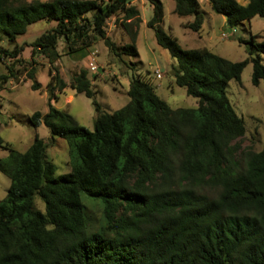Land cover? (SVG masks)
<instances>
[{"label":"trees","instance_id":"1","mask_svg":"<svg viewBox=\"0 0 264 264\" xmlns=\"http://www.w3.org/2000/svg\"><path fill=\"white\" fill-rule=\"evenodd\" d=\"M153 16L147 26L158 44L177 60L175 83L198 99L196 108H173L156 90L152 78L133 76L129 102L113 112L102 110L89 69L79 66L70 82L55 63L103 40L110 54L139 56L141 12L133 0H0V60L23 63L19 35L40 21H55L30 45L27 78L36 80L37 55L48 60L49 111L29 116L44 123L51 138L68 140L71 169L56 175L48 160V144L35 133L23 152L0 138V171L10 184L0 199V264H264V146L238 156L246 123L227 94L231 80L241 81L253 63V83L264 81V42L251 36V56L231 61L207 47L186 49L166 31L164 5L148 0ZM174 12L193 16L187 28L201 32L205 15L198 0H174ZM209 0L231 27L264 18V0ZM122 16L130 41L119 45L108 22ZM258 55L253 56V51ZM8 64L7 80L21 72ZM135 64V63H134ZM70 87L93 99L94 130L56 106ZM212 190V192H209ZM83 194L102 205L95 218ZM39 196L45 211L36 205Z\"/></svg>","mask_w":264,"mask_h":264},{"label":"rangeland","instance_id":"2","mask_svg":"<svg viewBox=\"0 0 264 264\" xmlns=\"http://www.w3.org/2000/svg\"><path fill=\"white\" fill-rule=\"evenodd\" d=\"M161 1L164 5L162 26L178 38L183 48L207 47L231 61H240L251 56L252 35L256 36V42H264L263 17L255 16L250 22L246 21L243 25L231 27L226 16L212 9L209 0H198L205 15L203 28L198 33L185 26L186 22L194 20L193 16L180 17L174 12V0ZM238 1L244 5L248 2ZM132 3L138 7L142 17L137 37L139 56L124 55L122 62L119 57L110 54L103 40H99L89 48L66 54L64 42L60 40L59 50L62 55L55 65L68 82L78 71L79 66L87 67L93 89L97 91L96 99L105 112H113L126 105L130 100L127 90L132 77L148 72L158 94L171 107L196 108L198 99L188 95L184 87L175 83L172 70L177 65V60L167 49L158 44L155 31L147 26V22L153 16L152 4L148 0H133ZM55 25V21H40L30 25L26 34L18 36L17 43L25 46L21 55L26 59L23 63L16 64L10 58L0 60V138L3 143H9L15 150L23 152L33 142L35 133H38L39 137L48 144V160L55 165L56 175H61L71 169L72 157L68 140L59 136L51 138V132L44 123L35 128L29 121V116L35 111L40 110L43 113L49 111L46 85L50 80L51 64L46 58L36 56L38 61L36 80L43 86L40 90L32 89L33 80L26 79L27 70H25V66L30 68L26 62L30 60L32 50L30 45L38 36ZM108 29L111 37L119 45L131 40L122 25V16L111 18ZM0 45L13 49L15 43L4 39L0 41ZM257 53L254 50L253 56H257ZM260 54L264 63V53ZM12 63H15L21 72L15 77L3 80L1 76L8 73L7 65ZM156 70H159L160 74H156ZM253 71V63L248 64L242 73L241 81L231 80L227 88L232 105L246 123V134L239 141L238 152V156L243 158L245 153L260 151L264 146V81L255 85L252 80ZM70 95L73 96L72 99ZM56 106L70 113L81 125L94 130L97 112L92 98L75 93L72 88L67 87L60 94ZM9 154L8 149L0 148L1 158L7 159ZM9 184V177L0 171V199L6 196ZM82 197L93 216L100 218L102 205L86 194ZM36 205L45 211V203L39 196L36 197Z\"/></svg>","mask_w":264,"mask_h":264},{"label":"built area","instance_id":"3","mask_svg":"<svg viewBox=\"0 0 264 264\" xmlns=\"http://www.w3.org/2000/svg\"><path fill=\"white\" fill-rule=\"evenodd\" d=\"M93 68H96L95 66H93ZM156 74H160L159 70H156Z\"/></svg>","mask_w":264,"mask_h":264},{"label":"crops","instance_id":"4","mask_svg":"<svg viewBox=\"0 0 264 264\" xmlns=\"http://www.w3.org/2000/svg\"><path fill=\"white\" fill-rule=\"evenodd\" d=\"M69 97H71V99L73 98V96H72V95H70Z\"/></svg>","mask_w":264,"mask_h":264}]
</instances>
